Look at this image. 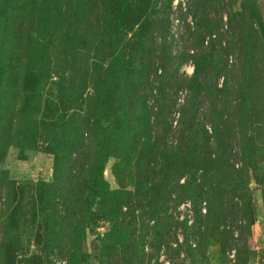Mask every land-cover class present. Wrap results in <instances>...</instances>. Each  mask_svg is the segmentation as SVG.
Instances as JSON below:
<instances>
[{"label":"trees","instance_id":"1","mask_svg":"<svg viewBox=\"0 0 264 264\" xmlns=\"http://www.w3.org/2000/svg\"><path fill=\"white\" fill-rule=\"evenodd\" d=\"M173 2L0 0V162L11 148L46 146L54 157L51 182L0 180V264H49L67 256L58 229L79 251L101 222L104 242L133 227L132 263L148 237L154 248L166 242L168 212L186 201L196 215L205 201L207 212L178 252L206 249V230L229 215H243L251 235L253 178L264 200L263 12L258 0L240 10L238 0H189L178 9L184 24L194 19L190 41L176 55ZM189 61L193 74H181ZM113 158L117 189L104 175ZM21 226L39 255L23 252ZM223 234L238 260L255 257L243 232Z\"/></svg>","mask_w":264,"mask_h":264},{"label":"rangeland","instance_id":"2","mask_svg":"<svg viewBox=\"0 0 264 264\" xmlns=\"http://www.w3.org/2000/svg\"><path fill=\"white\" fill-rule=\"evenodd\" d=\"M186 1L187 0H174L173 2L174 8L171 13V35L177 39V42L174 44L175 47L173 48V50L176 49V55L181 54L177 52L183 51L185 42L188 40L190 41V38H188V30L185 28L186 25L194 23L192 16L188 17V19L185 21V24L179 17L181 13L178 8L181 4L185 6ZM188 1L186 4H188ZM241 2L242 0H238V4L234 7V10H240ZM258 2L264 16V0H258ZM221 9H224V1H222ZM173 36H168V39L172 41ZM158 39H163L160 33H158ZM193 72L194 65L191 61L184 64L180 69L181 74L185 73L188 76H191ZM186 98L187 92L181 91L179 93L178 102L183 104ZM178 116L179 115L177 114L176 120L174 122L175 127L177 125ZM45 148L46 146H42V149L37 151L26 150L25 152H22L19 148H11L4 161L0 162V180L4 179L3 177H6L5 179H7L8 182H14L16 183V186L18 184L37 183L42 181L51 182L53 180L54 173V157L53 155L45 152ZM235 150L238 151L239 147H235ZM115 163L116 160L114 158L110 159L104 174L112 189L119 188L115 176L112 173V168ZM236 163L237 168H240L242 163L240 161H236ZM259 179L264 181V176L260 175ZM183 182L184 179L181 181V183ZM250 186L251 190L254 191V203L256 205L255 215L249 216L250 220L253 222V226L251 227V235L249 234V231H244L246 230L248 222L246 218H243V215H229L230 218L225 221L221 228L215 229V226L213 225L209 228V230H206V228L203 229V231H207V235L210 238V242L206 249H200L199 251L192 252V254L189 252L191 249H185V251L181 250L178 252L177 250H179V245L183 243L182 241L185 239L186 232L190 234L194 232L196 228H199V220L201 219V216L205 217L207 212V205L205 201L200 203L199 206L201 209V215H196L194 203L192 201H186L185 203L180 204L177 208H175L173 205L172 209L168 212V214H171L173 218V224L169 223L170 225L167 226L165 234L161 233L162 241L166 242L161 244L158 248H154L151 242L152 239L148 237L146 244L144 245V249L138 254V256H134L132 263L131 251L134 250L131 249L130 246L133 240H135V237L132 235L133 227L130 229H125L123 231V235H120L121 237H111L107 239V242H104L102 239L110 230V226L107 222H101L99 229L96 231L87 230L86 245L79 251L70 249L68 246V236H65V233L67 235L68 231L64 230V232H61L58 229L57 244H64L63 246H65L64 250L67 256H62L58 253L50 254V259L48 262L49 264H115L113 263V260H119L120 262H124L123 264H140L139 261L142 257L144 258V264H159L161 254L164 253V256L167 255L166 258L168 257L170 261L169 264H264L263 187L259 186L254 178L251 180ZM235 201L239 205H242L241 199L236 198ZM2 207L3 203H0V215ZM161 217L164 219V215ZM1 221L2 219H0V229L4 227ZM153 223L154 222L152 221L151 225ZM140 226L141 225L136 226V237H140ZM185 227H188V230ZM19 230V234L23 240L22 244L24 245L23 252L27 253L28 256L39 255L37 251V242L34 240V238H31L28 233L31 230L30 226H21L19 227ZM228 231H233L235 239H238L239 235L243 232L242 241H248L249 247L256 253L252 260L245 262L246 259L244 257H242L241 260H238V258L235 256V250H229V246L227 245H230L233 240L227 241L226 236L223 234H226ZM192 236L190 238L191 242L193 243L192 246L194 249H196L195 245L197 242L195 237L193 238ZM58 237H60V240H58ZM224 246L227 248L226 251H224ZM191 255L197 260L196 263L192 261Z\"/></svg>","mask_w":264,"mask_h":264},{"label":"built area","instance_id":"3","mask_svg":"<svg viewBox=\"0 0 264 264\" xmlns=\"http://www.w3.org/2000/svg\"><path fill=\"white\" fill-rule=\"evenodd\" d=\"M181 242V241H180ZM183 242V241H182ZM176 246V245H175ZM166 252V250H165ZM167 256V255H166ZM166 256H164V253L161 254V258L159 260V264H169V259L168 257L166 258ZM168 259V260H167Z\"/></svg>","mask_w":264,"mask_h":264},{"label":"water","instance_id":"4","mask_svg":"<svg viewBox=\"0 0 264 264\" xmlns=\"http://www.w3.org/2000/svg\"><path fill=\"white\" fill-rule=\"evenodd\" d=\"M261 221H262V219H261Z\"/></svg>","mask_w":264,"mask_h":264}]
</instances>
